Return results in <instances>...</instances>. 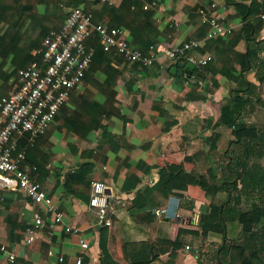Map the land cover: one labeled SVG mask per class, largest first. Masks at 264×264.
<instances>
[{"label": "crops", "instance_id": "crops-1", "mask_svg": "<svg viewBox=\"0 0 264 264\" xmlns=\"http://www.w3.org/2000/svg\"><path fill=\"white\" fill-rule=\"evenodd\" d=\"M151 1L115 0L110 4L103 0H69L62 7L58 0H0V97L9 91L10 78L33 59L46 32L60 26L74 5L92 12L95 21L123 27L132 45L145 51L155 45L159 53L153 64L146 65L98 48L100 52L82 84L72 91L47 131L34 144H20L27 146L25 166L32 168L33 178L55 198L63 219L50 227L42 209L45 224L40 237L27 243V227L33 221L28 195L18 185L0 186V242L9 243L17 255L11 262L7 254L0 253V264H101L99 238L103 235L107 236L113 262L130 264L128 259L133 256L124 251L121 230L114 224L96 223V209L88 201L92 182L101 179L107 184L114 219L117 204L128 207L135 195L122 190L127 175H141L144 186L159 176L157 169L145 173L147 165L168 161H183L187 169L200 174V183L190 184L184 171L173 175L168 181L171 194L165 204L169 206L167 216H138L145 228H136V240L150 237L147 224L156 227L151 236L160 253L159 264H207V259L216 263L218 255L231 246L238 223H229L228 238L223 241L220 232L209 231L203 236L195 221L197 210L207 201L203 186L208 178L204 162L195 164L185 161L184 156L195 153L204 143L198 135L183 143V126L196 115L217 120L234 90L246 88L249 80L260 84L255 69L241 65L242 52L246 53L248 47L246 35L239 32L243 18L237 15L234 4L214 0L218 3L214 11L226 17L233 31L204 40L193 53L198 61L190 62V68L186 66L190 70L184 71L166 57V50L191 38H202L208 26L194 2L156 0L155 6L145 8L144 4ZM49 22L53 26H48ZM88 43L101 45L97 36ZM261 46L264 58V41ZM203 58H209L208 62L202 63ZM254 93L264 98V82ZM260 109L263 115L255 124L258 135L264 132V106ZM170 121L177 123L164 130ZM218 130L222 136L212 156L221 166L228 151L237 150L239 145L232 127L221 125ZM105 131L113 135V142L104 139ZM210 132L208 128L202 134ZM69 173L73 181L65 184ZM243 199L250 201L247 195ZM163 220L170 222L166 236L157 234ZM67 226L78 230H67ZM81 239L90 243L89 249L82 248ZM187 244L191 246L188 249Z\"/></svg>", "mask_w": 264, "mask_h": 264}, {"label": "trees", "instance_id": "trees-1", "mask_svg": "<svg viewBox=\"0 0 264 264\" xmlns=\"http://www.w3.org/2000/svg\"><path fill=\"white\" fill-rule=\"evenodd\" d=\"M131 1L137 2V0ZM227 1L235 5L237 15L243 18L239 32L242 36L246 35L248 40L247 52H242L241 65L243 68L250 66L255 69V76L260 84L249 80L246 88L234 90L229 100L223 103L217 120L196 115L185 123L183 143L198 135L203 139L204 146L193 154H186L184 160L205 164L204 174L208 178V183L203 188L207 201L202 205L203 208L197 210L195 218L202 228V235L216 231L222 233L223 241H226L229 223L239 224V231L232 238L234 243L218 255V264H264V132L258 135L255 128L256 118L263 115L260 106H264V98L260 93L256 95L254 93L264 82V58L260 53L263 50L261 43L264 41V0ZM97 44L94 47L95 56L100 52H97L98 48L103 51L102 46ZM179 63L180 60L175 61L176 65ZM182 70L189 69L184 66ZM255 108L258 110L252 114ZM176 123L177 121L167 122L164 130H169ZM221 125L232 127L234 140L239 148L228 151L225 162L220 166L215 163L212 153L218 149L222 136L218 127ZM208 128L211 132L202 134ZM106 138L113 142V135L108 131L104 132V139ZM153 169H157L158 178L144 186H141L143 181L141 175L133 172L127 175L122 190L134 192L135 195L128 207L117 204L113 212V224L115 228L121 230L125 241L124 251L133 256L128 259L130 264H159L160 253L151 236V232L154 234L156 227L147 224L150 227L148 229L150 237L136 240L139 233L136 228H145L137 218L147 213L156 216L155 209L167 203L171 194L168 187L171 177L184 171L190 184L200 183V174L193 168L187 169L183 161L148 164L145 173H150ZM71 181H73L72 173H69L65 184ZM246 195L250 198L248 203L243 199ZM90 197L91 193L89 202ZM169 227L170 222L160 221L157 234L166 236ZM147 235L144 234V237ZM107 245V236H101L99 238L101 264H116ZM222 245L224 246V242Z\"/></svg>", "mask_w": 264, "mask_h": 264}, {"label": "built area", "instance_id": "built-area-1", "mask_svg": "<svg viewBox=\"0 0 264 264\" xmlns=\"http://www.w3.org/2000/svg\"><path fill=\"white\" fill-rule=\"evenodd\" d=\"M69 0H58V5L65 7ZM113 4L115 0H103ZM197 5L201 20L207 24L202 38H191L182 44L166 50V57L172 61L196 62L193 53L204 40L231 33L233 25L225 16L214 10L218 3L214 0H189ZM157 4L156 0L146 2L145 8ZM97 36L104 51L121 54L131 62L153 64L159 57L155 45L144 51L130 43L121 26L109 25L94 20L93 13L80 5L72 6L66 13L62 24L51 28L35 50V56L25 66L20 67L10 78L7 94L0 97V186H20L28 195L29 205L33 208V221L27 227L25 240L31 243L40 237V230L45 224L42 209L54 227L63 219L57 201L45 186L32 176V168L25 166L27 146L34 144L36 138L44 134L57 116L59 109L68 102L72 91L79 87L85 74L91 67L95 48L88 40ZM209 58L200 61L207 63ZM36 166L33 167L35 169ZM90 205L96 209V223L99 226H111V194L107 192L104 180L92 182ZM168 204L155 209L157 215H166ZM67 230L77 231V227L67 226ZM84 249L90 243L80 240ZM189 244L186 248H190ZM0 253H5L11 262L16 260V252L7 242H0ZM53 253V250H49ZM62 260L63 257L60 256ZM82 262V257L77 260Z\"/></svg>", "mask_w": 264, "mask_h": 264}, {"label": "rangeland", "instance_id": "rangeland-1", "mask_svg": "<svg viewBox=\"0 0 264 264\" xmlns=\"http://www.w3.org/2000/svg\"><path fill=\"white\" fill-rule=\"evenodd\" d=\"M48 26H53V25H50V22H49V24H48ZM225 159V158H224ZM233 240V239H232ZM232 243H234V240L233 241H231ZM230 242H228V244H229ZM229 247H231L230 245H229ZM228 247V248H229ZM196 252H199V251H196ZM209 252V251H208ZM207 252V253H208ZM203 253L201 252V255H202ZM207 264H218V261H216V263H215V261L212 263L211 262V260L210 259H207V262H206Z\"/></svg>", "mask_w": 264, "mask_h": 264}, {"label": "water", "instance_id": "water-1", "mask_svg": "<svg viewBox=\"0 0 264 264\" xmlns=\"http://www.w3.org/2000/svg\"><path fill=\"white\" fill-rule=\"evenodd\" d=\"M191 65H192V63H190V62L187 63L185 61H180V63H179L180 67L188 66L190 68Z\"/></svg>", "mask_w": 264, "mask_h": 264}]
</instances>
